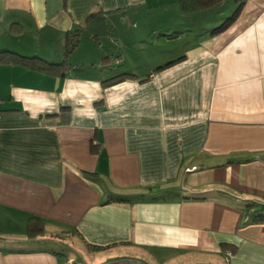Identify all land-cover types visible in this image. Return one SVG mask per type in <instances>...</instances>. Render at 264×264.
I'll return each mask as SVG.
<instances>
[{"label":"crops","instance_id":"1","mask_svg":"<svg viewBox=\"0 0 264 264\" xmlns=\"http://www.w3.org/2000/svg\"><path fill=\"white\" fill-rule=\"evenodd\" d=\"M245 1L211 37L176 0H0V264H64L67 243L264 264V0ZM139 22L176 39L116 36Z\"/></svg>","mask_w":264,"mask_h":264},{"label":"rangeland","instance_id":"2","mask_svg":"<svg viewBox=\"0 0 264 264\" xmlns=\"http://www.w3.org/2000/svg\"><path fill=\"white\" fill-rule=\"evenodd\" d=\"M234 0H223V2L212 9L205 10L201 12L202 14L198 15V19L196 20V26L194 31L198 34H206L209 33L210 29L214 26L219 25L224 18H227L231 15L234 10ZM243 13V8L239 14V16ZM238 16V18H239ZM219 21H216L215 19ZM237 18V19H238ZM233 25V24H232ZM231 25V26H232ZM207 26H210L207 28ZM230 26V27H231ZM229 27V28H230ZM228 28V29H229ZM171 29H163V27H146L144 26V22H139L134 27H129L127 25H123L121 27L120 34L116 33V36L120 35L121 39H176V38H167L165 35H169ZM190 30V29H186ZM177 36L184 35L182 30L177 31ZM194 32V33H195ZM226 32V31H225ZM223 32V33H225ZM190 33V32H188ZM129 38H128V37ZM127 37V38H125ZM118 39V38H117ZM66 246H57L60 249H55L54 247L50 246L51 249H54L58 253H60L61 259L64 261V264H89L85 257L83 256L82 252L81 255L71 254V246L67 243ZM70 246V247H68ZM68 247V248H67ZM76 251V250H75ZM78 252V251H77ZM86 255V251H84ZM102 260L104 257H100ZM107 259V258H106ZM105 260V259H104Z\"/></svg>","mask_w":264,"mask_h":264},{"label":"trees","instance_id":"3","mask_svg":"<svg viewBox=\"0 0 264 264\" xmlns=\"http://www.w3.org/2000/svg\"><path fill=\"white\" fill-rule=\"evenodd\" d=\"M176 1L178 3V6H179L182 14H184V15H190V14L199 15V14H202L201 12L208 10V9H212V8L216 7L217 5H219L223 2V0H176ZM245 2H246L245 0H234V3H235L234 7L235 8H234L233 12L231 13V15L227 18H224L219 25L212 27L210 29L209 33L208 32L207 33L211 37H214V36H218V35L222 34L223 32H225L237 20L243 6L245 5ZM198 18L199 17L197 16V19ZM215 20L219 21L217 18ZM78 32L79 31H74L73 35L77 36ZM188 32H190V30H188L187 33ZM72 42H73V44L76 43L75 37H74ZM71 47H73L72 44L69 45L68 51H66L65 55H68L70 53L69 49H71ZM173 63H174V61L171 62L170 64H173ZM126 76H128V75H126ZM121 78H123V76H119V77H116V78H113L110 80H106L103 82V84H110V82L119 81ZM110 200L118 201V202H127L128 198L117 197L115 199L110 198ZM33 220H34L33 218L30 219L29 224H28V228H27V234L29 237H33L37 232V229L34 226ZM258 221H260V220H258Z\"/></svg>","mask_w":264,"mask_h":264}]
</instances>
